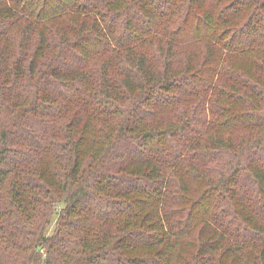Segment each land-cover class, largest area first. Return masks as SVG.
I'll use <instances>...</instances> for the list:
<instances>
[{
  "label": "trees",
  "instance_id": "1",
  "mask_svg": "<svg viewBox=\"0 0 264 264\" xmlns=\"http://www.w3.org/2000/svg\"><path fill=\"white\" fill-rule=\"evenodd\" d=\"M0 264H264V0H0Z\"/></svg>",
  "mask_w": 264,
  "mask_h": 264
},
{
  "label": "rangeland",
  "instance_id": "2",
  "mask_svg": "<svg viewBox=\"0 0 264 264\" xmlns=\"http://www.w3.org/2000/svg\"><path fill=\"white\" fill-rule=\"evenodd\" d=\"M53 228H54V223L50 226L48 236H49L50 234H52Z\"/></svg>",
  "mask_w": 264,
  "mask_h": 264
}]
</instances>
